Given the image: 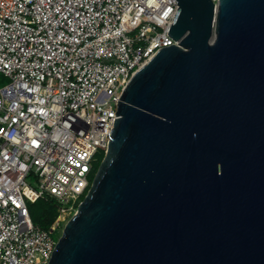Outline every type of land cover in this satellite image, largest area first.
Segmentation results:
<instances>
[{
  "label": "water",
  "instance_id": "water-1",
  "mask_svg": "<svg viewBox=\"0 0 264 264\" xmlns=\"http://www.w3.org/2000/svg\"><path fill=\"white\" fill-rule=\"evenodd\" d=\"M47 264H264V0H176Z\"/></svg>",
  "mask_w": 264,
  "mask_h": 264
},
{
  "label": "built area",
  "instance_id": "built-area-1",
  "mask_svg": "<svg viewBox=\"0 0 264 264\" xmlns=\"http://www.w3.org/2000/svg\"><path fill=\"white\" fill-rule=\"evenodd\" d=\"M176 10V0H0V264H47L127 82L178 44L167 34ZM38 199L56 210L47 228L28 210Z\"/></svg>",
  "mask_w": 264,
  "mask_h": 264
},
{
  "label": "trees",
  "instance_id": "trees-1",
  "mask_svg": "<svg viewBox=\"0 0 264 264\" xmlns=\"http://www.w3.org/2000/svg\"><path fill=\"white\" fill-rule=\"evenodd\" d=\"M99 153L101 154V159H102L104 152L101 151ZM37 202H40L41 204H43V210L41 211L38 217H31V218L34 223L40 225L42 228H47L49 224L52 222V220L54 219V217L56 216V210L51 201L44 200V199H38L34 203H37Z\"/></svg>",
  "mask_w": 264,
  "mask_h": 264
},
{
  "label": "rangeland",
  "instance_id": "rangeland-1",
  "mask_svg": "<svg viewBox=\"0 0 264 264\" xmlns=\"http://www.w3.org/2000/svg\"><path fill=\"white\" fill-rule=\"evenodd\" d=\"M5 83H6L5 77H3L2 74H0V85H3ZM100 161H101V154L99 153V154H97L96 159L94 160V163H93L94 174L96 172V169H97ZM83 197L84 196H82V199H83ZM28 210H29V213H30L31 217H38L40 215L41 211L43 210V204H41L40 202H37V203H34V204L28 203ZM71 215H69V217L66 219V221L71 217ZM65 223H60V225L58 227V230L55 231L54 233H52V237L54 239H57V237L60 236Z\"/></svg>",
  "mask_w": 264,
  "mask_h": 264
}]
</instances>
